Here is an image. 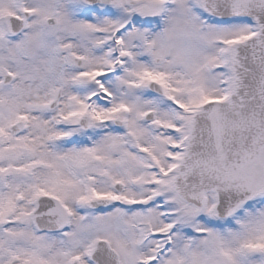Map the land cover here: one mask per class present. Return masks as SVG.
<instances>
[{"label":"snow or ice","instance_id":"1","mask_svg":"<svg viewBox=\"0 0 264 264\" xmlns=\"http://www.w3.org/2000/svg\"><path fill=\"white\" fill-rule=\"evenodd\" d=\"M0 264H264V0H0Z\"/></svg>","mask_w":264,"mask_h":264}]
</instances>
